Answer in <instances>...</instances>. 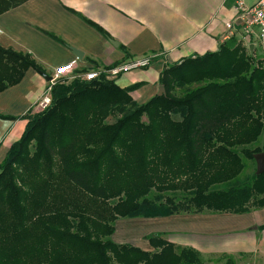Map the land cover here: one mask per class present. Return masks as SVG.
<instances>
[{"label":"trees","instance_id":"1","mask_svg":"<svg viewBox=\"0 0 264 264\" xmlns=\"http://www.w3.org/2000/svg\"><path fill=\"white\" fill-rule=\"evenodd\" d=\"M26 1L0 0V15ZM249 50L232 38L166 66L165 94L142 105L138 85L104 76L56 84L0 163V264H200L159 236L153 253L111 236L119 219L264 208V57ZM29 69L0 48V93Z\"/></svg>","mask_w":264,"mask_h":264},{"label":"crops","instance_id":"2","mask_svg":"<svg viewBox=\"0 0 264 264\" xmlns=\"http://www.w3.org/2000/svg\"><path fill=\"white\" fill-rule=\"evenodd\" d=\"M236 1L28 0L1 14L0 48L29 55L40 71L27 70L19 84L0 93V115L16 118L0 119V163L25 130L27 120L18 118L39 112L36 105L56 69L72 63L73 74H83L154 57L148 68L115 79L122 89L138 85L130 96L142 105L157 96L166 66L215 53L226 43L225 23L235 16ZM156 236L195 251L200 264H225L226 258L264 264V208L240 215L205 211L119 219L111 241L153 253L148 239Z\"/></svg>","mask_w":264,"mask_h":264},{"label":"built area","instance_id":"3","mask_svg":"<svg viewBox=\"0 0 264 264\" xmlns=\"http://www.w3.org/2000/svg\"><path fill=\"white\" fill-rule=\"evenodd\" d=\"M225 30L222 38L225 42L234 38L248 49L250 47L252 49L264 48V0H255L252 5H247L244 0H237L235 16L230 22L225 23ZM153 59L154 57L131 59L113 68L91 70L83 74H73L74 65L72 63L63 65L54 71L36 109L40 112L49 106L51 90L58 83L74 80L89 82L101 76L107 80H115L121 74L148 68Z\"/></svg>","mask_w":264,"mask_h":264},{"label":"water","instance_id":"4","mask_svg":"<svg viewBox=\"0 0 264 264\" xmlns=\"http://www.w3.org/2000/svg\"><path fill=\"white\" fill-rule=\"evenodd\" d=\"M251 49H252V47H250V50ZM73 53L78 59H81V53H79L78 51H73ZM164 94H165L164 88L160 87L157 96L159 97V96H162ZM254 161L256 164L255 174L257 176L263 174L264 173V152L254 155Z\"/></svg>","mask_w":264,"mask_h":264},{"label":"rangeland","instance_id":"5","mask_svg":"<svg viewBox=\"0 0 264 264\" xmlns=\"http://www.w3.org/2000/svg\"><path fill=\"white\" fill-rule=\"evenodd\" d=\"M254 1L255 0H253L251 3H249V1L247 2L248 3V5H252L253 3H254ZM250 51V53H251V50H249ZM255 56L258 58V57H264V48H260L259 47V49L257 48V50H255ZM120 228L121 227H118V233H120V232H122V231H120ZM123 228V227H122ZM121 228V229H122Z\"/></svg>","mask_w":264,"mask_h":264}]
</instances>
